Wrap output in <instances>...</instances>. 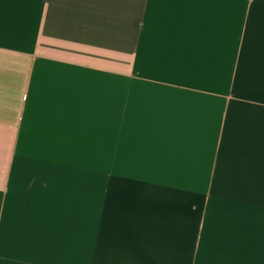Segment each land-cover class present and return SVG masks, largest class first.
<instances>
[{"label": "crops", "instance_id": "obj_1", "mask_svg": "<svg viewBox=\"0 0 264 264\" xmlns=\"http://www.w3.org/2000/svg\"><path fill=\"white\" fill-rule=\"evenodd\" d=\"M0 264H264V0H0Z\"/></svg>", "mask_w": 264, "mask_h": 264}]
</instances>
